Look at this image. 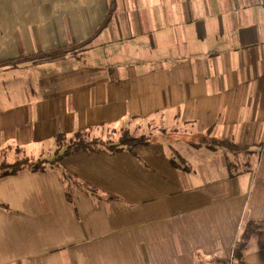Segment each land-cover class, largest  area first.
<instances>
[{
	"label": "crops",
	"instance_id": "0c3cea01",
	"mask_svg": "<svg viewBox=\"0 0 264 264\" xmlns=\"http://www.w3.org/2000/svg\"><path fill=\"white\" fill-rule=\"evenodd\" d=\"M109 10L0 0V62L89 41L0 68L3 159L51 162L87 129L150 138L64 158L73 182L50 165L1 178L0 264H234L264 222V0H115L97 34ZM209 131L245 150L198 147ZM256 241L242 264H264Z\"/></svg>",
	"mask_w": 264,
	"mask_h": 264
},
{
	"label": "trees",
	"instance_id": "16d2710c",
	"mask_svg": "<svg viewBox=\"0 0 264 264\" xmlns=\"http://www.w3.org/2000/svg\"><path fill=\"white\" fill-rule=\"evenodd\" d=\"M115 13V0H110V10L108 13V16L105 20V22L102 24L100 29L98 30L97 34H99L103 29H105L108 24L111 22L113 15ZM89 43V41L85 42L84 44L80 45H71L69 47L61 48L58 50H54L49 53L45 54H39L35 56L30 57H21L18 59H11L8 61H1L0 62V68L3 67H16L17 65L25 62L35 61L39 59H58L61 57H64L65 55L72 53L81 46H86ZM92 129H87L81 132H76L71 138L67 137L64 134H59L56 137V143H57V152H60L64 147L65 150L58 154L57 157L52 160L51 162L47 160H37L34 161V159L24 157V158H18L15 162L9 163L4 159L0 163V179L7 176L17 175L22 172L30 171V172H37V171H43L46 169L47 165L53 166L58 168L61 171V176L64 181L73 182L75 178L68 173L66 170L61 168L60 162L79 151H88V152H96L99 149H106L110 152H118L121 151L124 148H127L129 150H133L138 145L148 144L150 141L149 137L141 136V137H135L132 136L128 129H122L120 132V135L118 136L117 142H108L103 141V139H91ZM211 132H207L206 138H202L198 143V147L206 146L208 149H228L231 151H239V150H245L244 148H240L236 146V144H233L231 142H227L224 140H217L210 137ZM9 147V146H8ZM4 148L0 151V159H3V153L6 152L5 150L8 148ZM83 188L88 190L92 194H97L98 192L87 185H82ZM264 222H249L246 223L240 233L239 240L237 242V245L234 250L233 254V262L234 264H242L244 262V255L246 251H248L250 242L253 240V238L256 237V247L259 249H264Z\"/></svg>",
	"mask_w": 264,
	"mask_h": 264
},
{
	"label": "rangeland",
	"instance_id": "374dc122",
	"mask_svg": "<svg viewBox=\"0 0 264 264\" xmlns=\"http://www.w3.org/2000/svg\"><path fill=\"white\" fill-rule=\"evenodd\" d=\"M99 131H101L100 132L101 134H100V136L98 138L103 137L101 139H103V141H108V142H110V141L111 142H117V141H113V140H116L118 138V136L120 135V132H118L116 129H113V128H109L107 130L102 129V130H99ZM142 131H144V128H138L134 133L136 134V136H138V135L142 134L141 133ZM112 133L115 134V135H112ZM92 135H93V133H92ZM92 135H90V136L92 137ZM94 135L98 136L95 133H94ZM65 148L66 147H64L60 152H57L58 147H57V143H56V146L50 151L49 155L45 156V158L49 157V158H53V160H54L57 157L58 154H61L65 150ZM22 157L23 156L21 155L19 158H22ZM41 158H43V157H41ZM31 159H34V161H36L37 158H31ZM3 160L4 159H0V163ZM14 160H15V158L9 156L8 160H6V161L9 162V163H12V161H14ZM42 160H44V159H42Z\"/></svg>",
	"mask_w": 264,
	"mask_h": 264
}]
</instances>
